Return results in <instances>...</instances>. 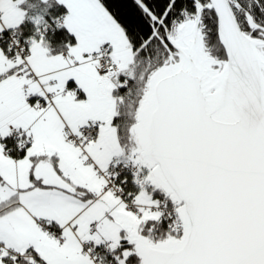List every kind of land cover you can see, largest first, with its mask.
Segmentation results:
<instances>
[{
	"label": "snow or ice",
	"instance_id": "obj_1",
	"mask_svg": "<svg viewBox=\"0 0 264 264\" xmlns=\"http://www.w3.org/2000/svg\"><path fill=\"white\" fill-rule=\"evenodd\" d=\"M0 264H264V0H0Z\"/></svg>",
	"mask_w": 264,
	"mask_h": 264
}]
</instances>
